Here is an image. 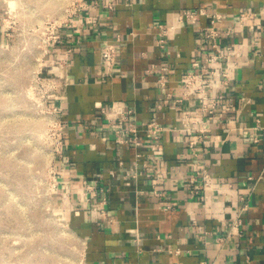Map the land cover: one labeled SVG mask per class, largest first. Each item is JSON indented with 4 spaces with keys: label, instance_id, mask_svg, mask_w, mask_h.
I'll list each match as a JSON object with an SVG mask.
<instances>
[{
    "label": "crops",
    "instance_id": "obj_1",
    "mask_svg": "<svg viewBox=\"0 0 264 264\" xmlns=\"http://www.w3.org/2000/svg\"><path fill=\"white\" fill-rule=\"evenodd\" d=\"M186 7L222 18L178 23ZM160 23L169 26L161 47ZM56 31L43 63L45 76L59 69L66 81L54 99L65 143L56 198L84 264H264V0H80ZM107 41L118 54L101 76ZM211 54L217 107L201 114L181 75ZM128 109L137 126L155 117L158 137L138 128L140 143H118L112 126ZM135 151L148 168L133 171Z\"/></svg>",
    "mask_w": 264,
    "mask_h": 264
},
{
    "label": "rangeland",
    "instance_id": "obj_2",
    "mask_svg": "<svg viewBox=\"0 0 264 264\" xmlns=\"http://www.w3.org/2000/svg\"><path fill=\"white\" fill-rule=\"evenodd\" d=\"M80 0H0V264H84L56 198L51 31ZM13 3V4H12Z\"/></svg>",
    "mask_w": 264,
    "mask_h": 264
},
{
    "label": "built area",
    "instance_id": "obj_3",
    "mask_svg": "<svg viewBox=\"0 0 264 264\" xmlns=\"http://www.w3.org/2000/svg\"><path fill=\"white\" fill-rule=\"evenodd\" d=\"M200 15H207L209 18L210 23L221 20L222 15L219 12H208L205 8L203 7H195V8H183L179 13H178V23H183V22H194L197 20V18ZM245 13H241L239 20L242 21L244 18ZM61 24V23H60ZM59 26V25H58ZM56 26L54 29L51 31L50 39L48 44H55L60 41V36L58 32L56 31L57 27ZM169 26L166 24H159V32L157 34V42L158 45L161 47L164 43V35H166L168 31ZM209 35H216L218 32L216 31L215 28H209ZM48 48V47H47ZM118 50H117V45L114 41H107L105 42L101 47H100V61L102 64V70H101V76H107L111 72V68L113 63L115 62L117 58ZM219 55L217 54H211L207 56L204 60V63L198 64L196 62V66L199 67L198 70H192V71H187L181 75V81L183 84V91L182 95L183 97L190 99V103H193V101L199 100V108L196 109L201 114H211L216 110L217 107V99L216 95L213 93V91L210 88V82L209 80L205 77V72L209 71H214L218 72L217 69H204L206 66V63L209 61H214L218 58ZM58 67V66H57ZM223 75L227 74V70L223 69L221 71ZM65 77H63V74L60 73L59 69L58 72H55L54 75L52 76H43V80H46V82L49 85L50 91L48 92L47 96L53 99L52 101V106L50 107L52 112L57 118V138H56V152L55 154L61 152V150L64 148V138H63V130L61 126V120L58 116V112L60 111V105L54 102V99L57 98L58 96L62 95L64 91V86H65ZM168 97V96H167ZM165 97L162 100H160L157 103V106L161 107L164 102L168 101V98ZM181 98L178 97L175 100H180ZM131 109H128L127 112H123L122 115L119 117V121L114 124L113 130L116 133L115 140L120 143L121 145L123 144H128V143H134L138 144L140 141L138 140L136 136V131L138 128H142L149 132L153 137H158L160 130L162 129V126L157 123V120L155 117H151L150 120L148 121H141L140 125H136V123L130 118V111ZM126 120V121H123ZM202 120L201 118L198 119ZM125 122V123H124ZM117 125L118 127H115ZM194 128H197L202 133V137L196 134V137L201 139V141L204 143L207 141L205 139L206 132H207V127L204 123H202L199 126H195ZM126 132L132 133L133 135H127ZM197 138L190 139V145L194 146L196 143ZM253 140H256L257 137L253 135L252 137ZM156 146H158V143H155ZM142 153L140 151H135L134 152V159H133V171H136L137 164L141 163V166L144 168H148L149 164L146 160H142ZM121 163V161H119ZM135 176V172L132 174ZM208 179H209V174L208 172L204 171L203 176H202V183L201 186L200 184L195 183L194 185V191L197 193L200 190V187H204L208 184ZM93 186L88 185V189H90ZM92 194H94V191L92 190ZM240 222V219L238 218L233 224H237Z\"/></svg>",
    "mask_w": 264,
    "mask_h": 264
},
{
    "label": "bare ground",
    "instance_id": "obj_4",
    "mask_svg": "<svg viewBox=\"0 0 264 264\" xmlns=\"http://www.w3.org/2000/svg\"><path fill=\"white\" fill-rule=\"evenodd\" d=\"M13 4V3H12Z\"/></svg>",
    "mask_w": 264,
    "mask_h": 264
}]
</instances>
